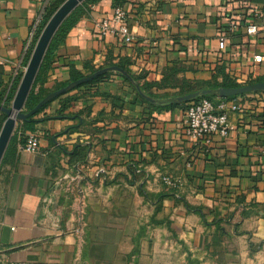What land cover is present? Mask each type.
Returning <instances> with one entry per match:
<instances>
[{
    "label": "crops",
    "instance_id": "1",
    "mask_svg": "<svg viewBox=\"0 0 264 264\" xmlns=\"http://www.w3.org/2000/svg\"><path fill=\"white\" fill-rule=\"evenodd\" d=\"M49 1L0 0V93L22 76L11 84L13 64L25 66V44ZM116 7L127 15L128 45L94 30ZM260 7L259 0L86 5L51 52L42 88L68 85L71 70L86 77L122 64L143 90L110 72L65 94L76 97L65 118L57 117L61 96L35 117L32 131L16 125L0 165V259L264 264V92L230 100L238 110L228 114L229 135L213 136L210 146L185 138L190 101H181L217 95L224 82L240 87L264 78V62L253 64L254 56L264 60V36L243 28ZM235 17L237 28L226 31ZM33 132L39 154L22 152ZM163 177L179 187L164 186Z\"/></svg>",
    "mask_w": 264,
    "mask_h": 264
},
{
    "label": "built area",
    "instance_id": "2",
    "mask_svg": "<svg viewBox=\"0 0 264 264\" xmlns=\"http://www.w3.org/2000/svg\"><path fill=\"white\" fill-rule=\"evenodd\" d=\"M261 2L260 9L253 12L256 22L244 24L245 33L247 36H254L261 33L264 36V0ZM41 17L37 19L29 34L28 40L25 44L24 52H28L33 39L36 35L37 29L41 23ZM241 20L240 17H235L225 24L226 31H234L237 28V23ZM94 30L96 34L102 38L114 37L120 44L128 45L133 41L132 36L127 28V15L120 7L114 8L112 15L108 19H102L94 23ZM264 62L261 56L253 57V64L260 66ZM13 73L11 76V84L14 80L25 71L26 66L21 67L19 63L13 64ZM238 108L230 100L218 98L214 102L207 99H201L197 102H190L184 112V136L193 144H203L205 146L211 145V138L219 136L226 139L229 135L230 125L228 114L236 112ZM22 152L28 154H39V137L37 133L33 132L26 136L25 144L20 148ZM161 183L170 188L177 189L179 181L169 177L161 178ZM0 264H25L14 263L5 259H0Z\"/></svg>",
    "mask_w": 264,
    "mask_h": 264
},
{
    "label": "water",
    "instance_id": "3",
    "mask_svg": "<svg viewBox=\"0 0 264 264\" xmlns=\"http://www.w3.org/2000/svg\"><path fill=\"white\" fill-rule=\"evenodd\" d=\"M85 1L87 0H65L58 7L55 13L45 24L38 39L36 40V43L32 49V52L26 64L25 71L23 72L17 84L10 107L6 109L0 106V114L6 116V119L0 128V165L7 150V147L10 143L16 125L33 117L36 113L39 112L40 109L49 104L51 101L93 81L95 78L106 73L116 72L127 77L129 80L131 79L118 67L105 68L95 72L92 75L86 76L81 80L70 83L60 90L50 93L45 98H43L30 112H23L25 103L34 85L36 76L39 72L41 64L55 34L57 33L61 25L64 23V21L72 14V12H74ZM136 89L140 93L139 88L136 87ZM252 92H264V82H255L236 88L219 89L217 91V97L221 99H227L242 96ZM208 93L209 92L204 91L202 92L201 96H205ZM195 98V95H188L181 98V101H192Z\"/></svg>",
    "mask_w": 264,
    "mask_h": 264
},
{
    "label": "trees",
    "instance_id": "4",
    "mask_svg": "<svg viewBox=\"0 0 264 264\" xmlns=\"http://www.w3.org/2000/svg\"><path fill=\"white\" fill-rule=\"evenodd\" d=\"M65 0H50L49 3L47 4L46 8L44 9L43 11V14H42V18H41V23L37 29V32H36V35L33 39V42H32V45L29 49V51L27 52L26 56H25V60H24V64L26 66L27 62H28V59L30 57V54L32 52V49L36 43V40L38 39L42 29L44 28L45 24L48 22V20L51 18V16L55 13V11L58 9V7L64 2ZM98 0H87L85 1L82 5H80L74 12H72V14L64 21V23L61 25V27L58 29L57 33L55 34L48 50H47V53L44 57V60H43V63L41 65V68L38 72V75L35 79V82H34V85L32 87V90L28 96V99L25 103V106H24V113H28L30 112L32 109L35 108V106L43 99L45 98L47 95H49L50 93L52 92H47L46 90H44L42 88V74H43V70H44V67L46 65V62L48 61V59L50 58V55H51V52L54 50L56 44H58L62 38L66 35L67 31L70 30L77 22L78 20L80 19L81 15H83V9L84 7H86V5L90 4V3H94V2H97ZM111 67H118L119 69H121L124 73H126L128 75V73L125 71V67L124 65L122 64H117L116 66H108L107 68H111ZM99 70H102V69H99ZM99 70H96V71H92L89 75H92L94 74L95 72L99 71ZM110 75V73H106V74H103L97 78H95L93 81L73 90V91H76V90H79V89H84V88H87V87H92L100 82H102L103 80L107 79L108 76ZM129 76V75H128ZM20 77L19 76L17 78V80H15V82L12 84L10 90L7 92V93H0V106H2L3 108H6L8 109L10 107V103L12 101V98L14 96V93H15V90H16V87H17V84L20 80ZM85 76L81 75L80 73L76 72L75 70H71V74H70V83H73V82H76L78 80H81L83 79ZM122 78H124L125 80H129L127 77L121 75ZM131 79L129 81H131V84L138 87L139 90H143V83L138 80L137 78H132L131 76H129ZM256 82H264V78L263 79H260V80H257ZM67 86V85H66ZM66 86H61L59 88H57L55 91L57 90H60ZM220 87L222 88H236V87H239L237 84H234V83H231V82H224L222 85H220ZM53 91V92H55ZM72 91V92H73ZM198 92V90L196 91H193V92H188L189 93H196ZM71 93V92H70ZM233 98H237V97H233ZM233 98H227L226 100H232ZM201 99H207L209 101H212L214 102L215 100L218 99L217 95L215 94H212V95H205V96H201L199 95V97H196L194 100L190 101V102H197ZM76 100V97L75 96H67V95H64L62 96L61 98H59V101L61 102V108L60 110L58 111V115L57 117L58 118H65V116L63 115L64 111L69 107V105ZM48 105L44 106L42 109L39 110L38 113H36L33 117L27 119L26 121L24 122H21L19 125H21L22 127L26 128L27 130L29 131H32L33 128L32 126L34 124L37 123V121L35 120V117H37ZM6 119V116L5 115H1L0 114V126L2 121L4 122ZM1 128V127H0ZM30 134V133H29ZM16 135H14L12 138H11V141L7 147V151L5 153V156L3 158V162L4 160L6 159V156L8 155L12 145L14 144V141H15V138Z\"/></svg>",
    "mask_w": 264,
    "mask_h": 264
},
{
    "label": "rangeland",
    "instance_id": "5",
    "mask_svg": "<svg viewBox=\"0 0 264 264\" xmlns=\"http://www.w3.org/2000/svg\"><path fill=\"white\" fill-rule=\"evenodd\" d=\"M10 105H11V103H10ZM23 111H24V109H23ZM1 115H3V114H1ZM3 124V121H2V123H1V125ZM1 127V126H0Z\"/></svg>",
    "mask_w": 264,
    "mask_h": 264
}]
</instances>
